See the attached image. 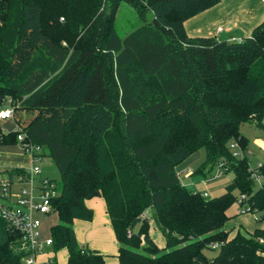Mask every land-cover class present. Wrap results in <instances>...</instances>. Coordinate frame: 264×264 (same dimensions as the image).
Returning <instances> with one entry per match:
<instances>
[{"label": "trees", "instance_id": "1", "mask_svg": "<svg viewBox=\"0 0 264 264\" xmlns=\"http://www.w3.org/2000/svg\"><path fill=\"white\" fill-rule=\"evenodd\" d=\"M220 2L0 0V105L9 100L19 104L15 113L32 114L18 129L0 128V145H39L60 171L50 237L55 252L68 251L66 264H107L74 230L76 220H92L86 201L95 197L105 200L118 264H264V226L233 238L226 230L241 195V206L264 224V161L251 167L241 132L264 119V21L242 40L189 36L186 21ZM121 3L143 22L125 37L113 26ZM61 18L68 45L46 29ZM201 147L202 170L224 161L233 172L215 197L187 189L176 172ZM24 173L14 169L9 180ZM254 173L263 179L257 189ZM20 236L0 216V264H24ZM214 243L218 254L209 258Z\"/></svg>", "mask_w": 264, "mask_h": 264}, {"label": "crops", "instance_id": "2", "mask_svg": "<svg viewBox=\"0 0 264 264\" xmlns=\"http://www.w3.org/2000/svg\"><path fill=\"white\" fill-rule=\"evenodd\" d=\"M264 21V2L262 0H221V2L215 7L206 10L197 16L189 19L185 23V28L189 36H213L217 39H227V40H242L246 37H249L253 30L259 26ZM219 28H222L221 32H218ZM223 35V38H220V35ZM7 120L0 119V128L3 132H9L14 130L15 126L18 124L6 122ZM248 126L245 127L247 132L245 136L249 139V142L255 143L259 147V163L264 161V119L261 124L256 122H251ZM255 124V125H254ZM0 157L5 158V162L8 165L9 170H5L8 173L14 169H23V165L26 163H32L31 158L26 154L19 144L16 145H0ZM189 169V168H188ZM217 169V168H216ZM190 170H188L189 172ZM18 179L17 175L13 177ZM13 177L11 178L13 180ZM218 177V176H215ZM9 178V177H8ZM199 178V177H198ZM1 179V178H0ZM221 178L215 179H206L208 183H212L211 192L224 190L227 185H219ZM196 178L188 186L187 189L192 190L196 189L193 185L196 183ZM205 181V180H204ZM230 184V183H229ZM228 184V185H229ZM210 191H204L203 193L210 194ZM88 207L92 208L94 215L91 221L76 220L74 222V230L76 234V239L79 244H82L89 248L90 250H97L106 257L107 264H118L117 253L119 250V243L115 237L114 230L112 227L111 219L107 213L106 203L103 197H95L86 201ZM100 211L99 217H97V210ZM245 214V213H242ZM55 215L56 214H51ZM47 216L43 219L42 222V237L47 238L50 236V227L47 232L43 230V223L49 219L51 216ZM58 219V218H57ZM230 223V220L228 221ZM226 225V230L230 232V238H233L238 232H241L245 235H251L257 228L253 231H248L242 225L239 227H234L231 230L233 225ZM54 225V224H53ZM238 228V229H237ZM150 229V236L153 238L155 243L163 248L166 244V240L162 235L161 239L157 242L153 237V231ZM233 230L235 232L233 233ZM51 247L46 248V252L39 256V261L45 263L49 258H53L58 264L61 263L58 259L59 251L51 254ZM68 254V251H67Z\"/></svg>", "mask_w": 264, "mask_h": 264}, {"label": "rangeland", "instance_id": "3", "mask_svg": "<svg viewBox=\"0 0 264 264\" xmlns=\"http://www.w3.org/2000/svg\"><path fill=\"white\" fill-rule=\"evenodd\" d=\"M46 6V5H45ZM107 10V9H106ZM46 12L49 13L48 9H46ZM113 26L117 30V32L120 34V36L125 37L127 34L135 30L137 27L142 25V19L138 16L137 12L134 10L133 7L121 3L115 10V13L113 14ZM147 20L150 21L152 20V13L149 11L147 12ZM64 20L61 18L59 22L48 20L46 24V29L52 34L56 35V37L61 40L63 45H68V41L65 39H62L63 36H68V31H66V27L64 25ZM68 30V29H67ZM80 30V29H79ZM79 30L76 33H71L72 36L70 38L72 39V44L76 45L77 42L80 40V32ZM220 38H223L224 36L221 34L219 36ZM14 106L18 107L19 104H13ZM32 114L30 112H27L25 110H16L15 117L12 119H8L6 122H11L17 124L18 122L22 125L27 124V122L31 119ZM253 119L255 118L254 116L252 117ZM263 120V119H262ZM251 122H256L254 121ZM245 123L244 126H248L253 123ZM257 123V122H256ZM255 125V124H254ZM18 125L15 126L14 129L17 128ZM241 132L243 135H245L247 132L245 131V127L241 128ZM259 147L253 143L249 142V145L247 147L246 155L247 159L251 165V167H256L259 163ZM233 153H238V157H243V152L241 148L238 146L237 148L233 149ZM206 160V150L204 147L199 148L197 151L192 153L187 159L182 161L180 164L177 165L176 167V172L179 176V179L181 183L184 186H188V183L190 184L193 179L196 178V183L193 184L196 189L200 192L204 191H210L209 187L211 188L212 183L206 184L207 180L206 179H215V178H221L222 179L219 181V185H228L229 183L232 182L233 180V172H227L223 173L221 175H216L217 169L216 167L211 168V166H207L205 169L202 170L204 167ZM7 160L5 158L0 157V178L3 179H8L9 173L5 170H9L7 167L8 165L5 163ZM39 166L41 168V171L39 174L34 176L33 180V185L35 187L40 185L41 180L43 179H51L54 180L57 184L60 183V171L58 170L55 162L48 156H40L39 158ZM32 163L30 164L29 162L23 165V169L28 172L29 169L31 168ZM189 168V169H188ZM188 170H190L188 172ZM198 173L199 171H201ZM218 176V177H215ZM199 177V178H198ZM205 180V181H204ZM13 183H12V191L17 192L22 188H28L30 189L31 184L29 182H18V179L14 176L13 177ZM261 181L263 179L261 178ZM259 183H256L254 189H257L259 187ZM225 192L224 190L220 191H214V192H209L210 197H215L218 196L222 193ZM239 194V192H236ZM36 194H38V190L36 191ZM13 202L14 199L12 198L11 200H3L0 198V203L2 202ZM97 210V209H96ZM242 206L240 204V198L228 209V215L230 216V223L228 225H233L231 228L234 229V227H239L243 226L245 229H248V231H253L257 227H261L263 223L257 219L259 215H254L252 213H241ZM100 211L97 210V217H99ZM58 222V219L55 215H51L49 219H47L43 223V230L44 232H47L49 226L56 224ZM238 229V228H237ZM153 231V237L154 239L158 242L162 237V233L157 230V229H152ZM235 230H233V233ZM153 239V238H152ZM81 246H85L80 244ZM87 248V247H86ZM51 251V254L54 253V250L52 248H49ZM206 254L209 258H213L218 254V249H212L209 248L206 250ZM68 254L66 249H62L59 251V257L58 259L62 261L61 263H65L67 261Z\"/></svg>", "mask_w": 264, "mask_h": 264}, {"label": "built area", "instance_id": "4", "mask_svg": "<svg viewBox=\"0 0 264 264\" xmlns=\"http://www.w3.org/2000/svg\"><path fill=\"white\" fill-rule=\"evenodd\" d=\"M264 2V0H262ZM219 28L218 32H221ZM15 117V106L11 101H6L0 105V119L8 120ZM20 128L19 125L16 129ZM24 133L17 135V140L22 142L24 140ZM23 151L31 158V168L28 172L25 171L23 175L18 176V182H29L30 189L22 188L17 192L12 191V180L0 179V198L3 200L14 199L13 202L0 203V216L8 222V224L17 232L20 233V252L24 253V264H54L56 262L53 258H49L45 263L39 261V256L46 252V248L53 245V240L49 236L42 237L41 229L43 219L52 213L51 202L52 199L58 195V187L55 181L51 179H43L40 185L35 187L33 185L34 176L39 174L41 168L39 166V158L42 156L43 149L39 145L30 142L20 145ZM232 149L237 148V143H231ZM238 156V153L234 154ZM226 162H220L217 166L216 175L225 173ZM256 183L261 184V177L257 174L252 175ZM38 190V194L36 191ZM204 196H209L208 193H203ZM245 199V195L240 196V201ZM247 208L242 207L241 213H248ZM264 244V238L259 239ZM212 249H218L219 244L211 245Z\"/></svg>", "mask_w": 264, "mask_h": 264}]
</instances>
